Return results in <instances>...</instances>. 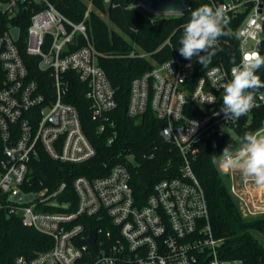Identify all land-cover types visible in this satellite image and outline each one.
Segmentation results:
<instances>
[{"label": "built area", "instance_id": "built-area-1", "mask_svg": "<svg viewBox=\"0 0 264 264\" xmlns=\"http://www.w3.org/2000/svg\"><path fill=\"white\" fill-rule=\"evenodd\" d=\"M208 1L213 8L223 7L230 21L226 29L236 37L240 54L235 65L261 55L264 0ZM103 3L114 5L113 0ZM25 10L31 16L21 41L14 20ZM87 16L86 12L83 21L73 23L52 0H0V209L52 242L30 257L16 256L12 264H242L240 259L220 257L222 240L213 235L204 189L191 170L200 143L217 129L229 130L236 121L225 120L223 113L215 115L223 104L221 85L231 80L234 64L218 62L194 79V65L173 55L131 81L127 116L137 119L149 110L163 123L160 137L173 144L181 157L177 175L155 183L144 201L134 197L130 171L123 164L103 177L75 178L74 202L63 182L50 190L38 180V187H33L31 166L40 151L55 162L72 165L85 163L95 154L76 108L64 101L67 72L75 73L85 85L98 133L107 129L108 143L116 137L109 120L116 107L114 90L88 39ZM240 16L232 31L231 24ZM77 34L85 44L72 50ZM224 44L228 41L221 36L216 48ZM22 52L48 75L47 93L28 79ZM213 97L215 103L205 101ZM261 106L262 89L245 115L247 124L252 110ZM226 175L243 216L264 215V192H257L254 180H245L239 170ZM64 195L67 199H62ZM91 230L96 253L87 243Z\"/></svg>", "mask_w": 264, "mask_h": 264}, {"label": "trees", "instance_id": "trees-1", "mask_svg": "<svg viewBox=\"0 0 264 264\" xmlns=\"http://www.w3.org/2000/svg\"><path fill=\"white\" fill-rule=\"evenodd\" d=\"M85 1L92 4L93 10L87 11ZM138 1L113 0L114 5L106 6L103 0H52L55 8L73 23L83 21L85 13L88 14L84 20L88 39L98 52L97 63L114 90L116 107L110 113L109 120L115 125L116 137L108 143L107 129L98 133V124L91 120L89 103L85 98V85L75 73L67 72L65 80L69 84L64 101L76 108L82 131L95 154L85 163L72 165L55 162L40 151L38 160L31 166L34 188L38 187V180L50 190L63 182L74 202L71 186L75 178L103 177L113 166L123 164L130 171L133 195L142 202L155 183L177 175L181 157L173 144L160 137L159 130L163 123L149 110L137 119L127 116L130 84L134 78L150 70L153 64L161 65L173 55L185 60L178 52L183 26L189 21L193 9L204 4L212 5L208 0H187L188 10L183 14L151 20L140 11ZM101 15L106 16L116 30L110 28ZM30 16L31 12L25 10L19 12L14 20L20 27L21 41ZM241 18L231 24L232 31ZM224 37L228 44L217 49L211 63L206 66H202L195 57L191 61L185 60L194 65V79L218 62L228 67L234 64L233 61L236 63L240 55L238 41L231 32ZM84 44L83 37L77 34L71 49L76 50ZM134 49L135 55L129 57ZM143 52L148 58L138 57V53ZM259 53L264 57V38ZM22 56L28 69V79L37 82L42 93H47L51 83L48 75L36 68L34 58L23 52ZM256 74L264 81V66ZM261 89L264 90L260 88L251 91L256 94ZM260 129H264L262 106L252 110L248 124L247 117L241 116L229 130L217 129L213 132L200 143L198 152L191 160V170L204 189L213 235L222 240L219 255L226 260L240 259L242 264H264V242L256 237H264V215L243 216L240 205L229 192L227 175L219 171L212 159L216 157L218 160L226 146L232 150L238 148L246 132H257ZM62 199H67V196L64 195ZM51 244L50 238L24 227L19 219L7 216L0 209V264H12L18 255L30 257L36 251L48 249Z\"/></svg>", "mask_w": 264, "mask_h": 264}, {"label": "clouds", "instance_id": "clouds-1", "mask_svg": "<svg viewBox=\"0 0 264 264\" xmlns=\"http://www.w3.org/2000/svg\"><path fill=\"white\" fill-rule=\"evenodd\" d=\"M229 22L223 7L213 8L204 4L193 9L189 21L184 25L179 55L188 61L195 57L202 66L211 63L217 51L218 39L230 35L225 30ZM233 63L231 80L221 85L224 93L222 107L220 112L215 113H223L227 121L247 115L255 106V92L251 90L264 88V81L256 74L264 66V57L256 53L239 65ZM188 66L191 67V64ZM205 101L216 102L214 97ZM212 163H218L219 171L223 174L239 170L245 180L251 178L257 186H264V134L246 132L237 149L233 151L226 146L218 160L213 157Z\"/></svg>", "mask_w": 264, "mask_h": 264}, {"label": "water", "instance_id": "water-1", "mask_svg": "<svg viewBox=\"0 0 264 264\" xmlns=\"http://www.w3.org/2000/svg\"><path fill=\"white\" fill-rule=\"evenodd\" d=\"M138 6L154 14L170 16H179L188 10L187 0H139ZM95 238V232L91 230L87 243L96 253Z\"/></svg>", "mask_w": 264, "mask_h": 264}, {"label": "rangeland", "instance_id": "rangeland-1", "mask_svg": "<svg viewBox=\"0 0 264 264\" xmlns=\"http://www.w3.org/2000/svg\"><path fill=\"white\" fill-rule=\"evenodd\" d=\"M85 3H86V5H87V11H89V10H93V6H92V4H91L90 2L85 1ZM138 7H139L140 11H141L144 15H146L147 17H149L151 20H157V19H160V18H162V17L170 16V15H158V14H154V13H152V12H150V11H148V10H146V9H144V8H142V7H140V6H138ZM101 16H103V15H101ZM102 18L108 23V25H109L110 28L116 30V28H115L114 26H112V25L110 24V22L107 20L106 16H103ZM143 53H144V52H143ZM144 57H145V58H148V56H147L146 54H145ZM261 134H264V131H262ZM129 159H130V158H129ZM217 164H218V163H217ZM217 166H218V165H217ZM256 190H257V192H259V194H260V193L264 192V186H257V187H256ZM256 237H257V239H260L262 242H264V237H262L261 235H257Z\"/></svg>", "mask_w": 264, "mask_h": 264}]
</instances>
